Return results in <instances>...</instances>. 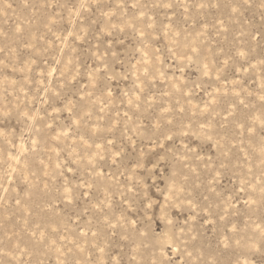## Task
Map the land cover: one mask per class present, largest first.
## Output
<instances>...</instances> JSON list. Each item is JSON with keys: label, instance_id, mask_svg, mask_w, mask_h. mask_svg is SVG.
I'll return each mask as SVG.
<instances>
[{"label": "rangeland", "instance_id": "1", "mask_svg": "<svg viewBox=\"0 0 264 264\" xmlns=\"http://www.w3.org/2000/svg\"><path fill=\"white\" fill-rule=\"evenodd\" d=\"M0 264H264V0H0Z\"/></svg>", "mask_w": 264, "mask_h": 264}]
</instances>
